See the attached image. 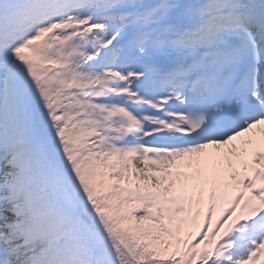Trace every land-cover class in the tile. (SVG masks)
<instances>
[{
	"label": "snow or ice",
	"instance_id": "6c2138e0",
	"mask_svg": "<svg viewBox=\"0 0 264 264\" xmlns=\"http://www.w3.org/2000/svg\"><path fill=\"white\" fill-rule=\"evenodd\" d=\"M0 264H264V0H0Z\"/></svg>",
	"mask_w": 264,
	"mask_h": 264
}]
</instances>
